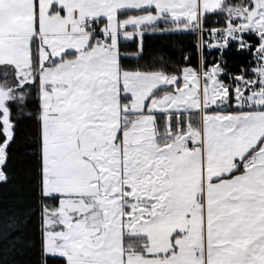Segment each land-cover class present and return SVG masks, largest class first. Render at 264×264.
I'll return each mask as SVG.
<instances>
[{
  "label": "snow or ice",
  "instance_id": "snow-or-ice-1",
  "mask_svg": "<svg viewBox=\"0 0 264 264\" xmlns=\"http://www.w3.org/2000/svg\"><path fill=\"white\" fill-rule=\"evenodd\" d=\"M0 264H264V0H0Z\"/></svg>",
  "mask_w": 264,
  "mask_h": 264
},
{
  "label": "trees",
  "instance_id": "trees-1",
  "mask_svg": "<svg viewBox=\"0 0 264 264\" xmlns=\"http://www.w3.org/2000/svg\"><path fill=\"white\" fill-rule=\"evenodd\" d=\"M214 19H216V17H211L209 23L211 24L212 20H214ZM228 59H229V62L231 63L232 61L237 60L239 58L236 57L234 54L230 53L228 56ZM5 187H7V186H5Z\"/></svg>",
  "mask_w": 264,
  "mask_h": 264
}]
</instances>
